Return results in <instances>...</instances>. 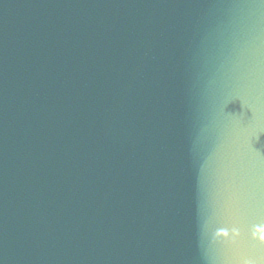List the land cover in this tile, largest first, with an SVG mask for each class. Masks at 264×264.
Returning a JSON list of instances; mask_svg holds the SVG:
<instances>
[{
  "label": "water",
  "instance_id": "95a60500",
  "mask_svg": "<svg viewBox=\"0 0 264 264\" xmlns=\"http://www.w3.org/2000/svg\"><path fill=\"white\" fill-rule=\"evenodd\" d=\"M0 264H264V0H65Z\"/></svg>",
  "mask_w": 264,
  "mask_h": 264
}]
</instances>
